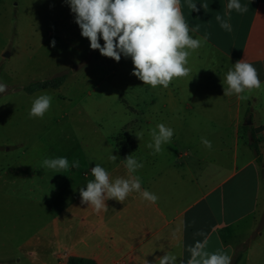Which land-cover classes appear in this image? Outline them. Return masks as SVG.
<instances>
[{
  "label": "crops",
  "instance_id": "obj_1",
  "mask_svg": "<svg viewBox=\"0 0 264 264\" xmlns=\"http://www.w3.org/2000/svg\"><path fill=\"white\" fill-rule=\"evenodd\" d=\"M193 2L199 11L186 0L181 11L190 27L198 26L194 36L207 34V40L188 57L189 75L167 88L143 84L132 74L130 58L117 62L90 49L64 0H26L25 22L17 15L9 21L17 53H25L23 43L32 49L25 53L26 71L15 70L17 80L5 83L0 96L4 264H69L72 258L159 264L164 251L186 264L187 246L204 238L199 233L207 236L209 251L226 252L231 264L238 256L237 264H264V0H241L248 11H232L231 32L215 19L224 16L227 0ZM19 5L0 0V8ZM1 33L0 59L10 42ZM241 59L253 64L262 86L243 93L245 99L224 96V74ZM61 73L66 77L58 87L22 89ZM45 93L52 97L49 110L30 118L33 99ZM159 123L174 134L153 154L146 147L148 130ZM251 133L261 163L250 147ZM111 153L115 161H109ZM127 155L142 161L136 175L158 200L131 193L124 202L107 200L106 211L81 204L79 188L93 179L90 168L101 164L112 177L126 176ZM55 157H67L63 173L40 168Z\"/></svg>",
  "mask_w": 264,
  "mask_h": 264
},
{
  "label": "clouds",
  "instance_id": "obj_2",
  "mask_svg": "<svg viewBox=\"0 0 264 264\" xmlns=\"http://www.w3.org/2000/svg\"><path fill=\"white\" fill-rule=\"evenodd\" d=\"M80 29V35L87 38L92 50L119 62L121 56L130 58L133 64L132 74L143 84L155 88H167L174 78L189 75L187 67L191 52L200 48L207 40L195 37L197 27H190L181 11V0H64ZM191 11H199L197 3L186 0ZM205 9V6L201 4ZM243 14L248 11L241 0H227L224 16L216 15L220 27L232 31L230 23L232 11ZM100 40L103 41L101 45ZM54 44L55 41H52ZM192 79V78H191ZM190 79V80H191ZM189 80V81H190ZM188 81V82H189ZM224 84L227 87H224ZM223 95H236L240 99L246 91L260 89L262 82L253 64L241 59L236 61L224 74ZM8 86L0 80V94L6 93ZM52 97L40 94L32 101L29 117L43 118L51 106ZM151 140L146 147L153 154L159 153L163 145L170 143L173 128L159 123L148 130ZM139 139L142 134L136 135ZM201 143L211 149L210 140L201 137ZM109 161H115L112 153ZM72 167H78L79 161L73 160ZM69 167L67 157L45 158L40 168L50 169L53 173H63ZM126 176L112 177L101 164L90 168L93 179L79 188L80 202L94 210H107L106 201L114 199L124 202L131 193H139L142 199L155 203L158 196L142 188L137 170L143 167L141 160L127 155L124 158ZM202 240H196L187 246L190 253L186 264H231V257L217 249L209 251L208 238L204 233ZM159 264H185L178 256L164 251Z\"/></svg>",
  "mask_w": 264,
  "mask_h": 264
},
{
  "label": "rangeland",
  "instance_id": "obj_3",
  "mask_svg": "<svg viewBox=\"0 0 264 264\" xmlns=\"http://www.w3.org/2000/svg\"><path fill=\"white\" fill-rule=\"evenodd\" d=\"M20 5L17 7V9H9V8H0V32H2L1 34H5V35H10V42L7 44V48H6V52H11L14 51V54L10 57V56H2L0 59V80H2L4 83H8V84H12L11 80L16 81L17 79L12 76V74L14 73L15 70L21 71V72H25L26 71V67H24V65L27 64L29 55L27 56L25 53L30 51L32 49L27 47L25 43L22 44V50L24 49L25 53H17V49H15L16 47L14 46V39H13V35L15 32V26L9 25V21H12L11 19H13V17L15 15L18 16V19H21V21L24 23L25 22V8H24V3L26 0H16ZM11 2H14V0H11ZM22 27L20 26H17ZM11 28V29H10ZM27 48V50H25ZM1 49V48H0ZM11 74V75H10ZM30 78V76L28 77ZM26 78V79H28ZM28 81V80H27ZM30 81V80H29ZM2 96V95H0ZM253 235V234H252ZM251 234L246 235L243 238V241L241 243L242 249H244L247 245L248 242L252 239Z\"/></svg>",
  "mask_w": 264,
  "mask_h": 264
},
{
  "label": "trees",
  "instance_id": "obj_4",
  "mask_svg": "<svg viewBox=\"0 0 264 264\" xmlns=\"http://www.w3.org/2000/svg\"><path fill=\"white\" fill-rule=\"evenodd\" d=\"M65 77H66V73L57 74V75H55L51 78H48L46 80L34 81V82L22 87V89H24L26 92L30 93V92H34V91L49 88V87H58L63 82ZM16 89H18V88H16ZM0 95H2V94H0ZM250 140H251L250 147L254 151L256 158H257V161L261 163L262 157H261L260 149L258 146V140L253 133L250 134ZM239 259H240V256L236 257L233 264H237ZM0 264H4V262L0 261ZM69 264H96V263L93 260H88V259H83V258H72V259H70Z\"/></svg>",
  "mask_w": 264,
  "mask_h": 264
},
{
  "label": "water",
  "instance_id": "obj_5",
  "mask_svg": "<svg viewBox=\"0 0 264 264\" xmlns=\"http://www.w3.org/2000/svg\"><path fill=\"white\" fill-rule=\"evenodd\" d=\"M9 55H10V53H9V52H6V53H5V56H9Z\"/></svg>",
  "mask_w": 264,
  "mask_h": 264
}]
</instances>
